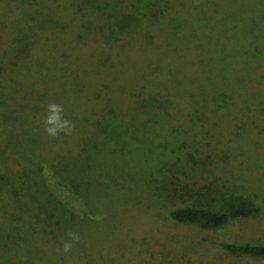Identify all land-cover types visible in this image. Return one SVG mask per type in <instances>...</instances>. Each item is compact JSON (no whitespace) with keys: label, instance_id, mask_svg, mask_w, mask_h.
<instances>
[{"label":"rangeland","instance_id":"obj_1","mask_svg":"<svg viewBox=\"0 0 264 264\" xmlns=\"http://www.w3.org/2000/svg\"><path fill=\"white\" fill-rule=\"evenodd\" d=\"M207 1L175 0L174 3L179 9L182 8L181 6H187L190 11L193 10L191 20L182 19L187 32L195 35L191 36V41L187 40L186 56L196 52L201 57L198 56L200 58L197 62H191L194 58L190 55L188 59L184 55V66L191 68L194 73L191 75L190 70L188 72L186 70L184 73L181 70H176L175 76L184 81L194 102L177 100L176 110L171 112L176 113L171 116L166 113L169 105L159 106L160 112L155 115V119H157L155 123L149 120L151 119L149 115L142 114L140 118L131 121L133 118L129 114H123L124 118L134 123V126L138 123L139 128L146 131L147 135L146 133H129L128 131L119 132V129H116L118 133H115L114 136L111 131L108 132L105 140L85 139L80 142L76 131L80 125L82 128L84 127L80 116L97 113L95 111L100 110L108 101L116 107L117 111L140 112L142 110V108L133 110V103L128 104L125 100L126 94L131 93L132 89L125 88L126 86L121 87L120 83L113 79L115 68L109 69L108 65L102 67L98 64H90V60L97 62V57L101 53L99 44H97L98 46L94 45V40L89 39L87 42L85 40L86 46L83 49L81 48L83 46L75 39V27L71 28L68 33L60 34L53 33L48 28L50 21L68 23L75 17L73 10L76 6L75 1L0 0V252L5 245L3 253L6 251L7 258H2L4 264H53L54 262L62 263L60 257L64 261L67 258L65 250L58 254L53 252V242L46 238L47 219L43 190L42 185L36 183L37 166L40 164H47L51 167V171L57 177L72 181L73 192L92 212L99 207L106 208L112 205L123 206L125 210H129L128 213L125 210L121 212L122 218L118 222L120 226L117 235L106 241L100 240L101 235L97 236L99 232L92 233L93 229L91 230L89 227L91 224L87 223V219L76 221L75 230L82 233L78 237L81 245L77 246L76 241H71L72 248L68 249V252H79L81 249L87 251L89 248L94 259H98L96 257L100 254H107L112 258L110 262L135 264L143 258V256L139 258L138 251L132 248L135 239L146 236V239H149V245L152 241L157 240L156 238L166 244L167 238L181 235L186 238H181L182 242L177 244V249L171 252V256L180 254L185 247L183 244L186 243L192 253L189 255L188 264H264V261L234 259L219 247L220 243L254 242L264 244V201L259 202L263 208V215L260 219L239 221L222 231L205 232L197 228L182 226H171L169 230L167 228L160 230L162 227L156 226L158 218L155 217V214L157 211L144 210L150 202L147 195L130 187L135 185L138 179L144 181V177L142 179L140 176L141 173L130 168L134 164L132 160H148V164L152 167L149 169L154 170L153 173H157L156 168L159 164L167 160L171 161L174 157L184 159L191 151L192 143L194 144L196 140H198L196 142L199 143L201 152L205 156H212L213 163H215L212 167L215 169L212 167L211 169L215 171L214 175L220 177V182H224L226 178L231 179L222 170L221 158L227 155V148L234 149L237 155H240L238 153L243 154L235 160L230 158L231 167L236 168V174L241 171L243 159L252 158L251 156L254 157L255 154L262 156L264 153L263 147L256 148V146H261V143L264 144V0ZM158 24L151 28L158 39L156 47L149 49V47L137 43L135 44L136 48L131 49L135 51L130 53L127 48H114L113 51L106 52V55L108 53L112 55L109 61L115 64L131 63L135 65V69L140 71L145 70L144 64L161 61L160 67L166 70V66H170L173 61L172 56L166 52L164 55L161 54L162 49L169 50L175 47V43L171 42L174 26L172 21L167 20H161ZM50 26L54 27L53 24ZM39 28L40 31L43 30V33L37 31L35 35ZM204 35L208 36L207 39ZM20 38L24 39L25 44L39 40L37 49L32 50V53L43 62L53 64L60 62L65 65L82 61L85 63L83 69L88 71H91L92 66L102 67L103 69L100 68L97 71L99 75L95 78L91 77L90 81H93L94 87L104 88L105 86V91L100 89L101 91H98L95 97L92 94L88 95L89 90L87 89L92 87L90 84V87L84 91L75 94L71 92L68 99L61 101L63 95L58 91L57 93L53 92L54 81L44 79L39 85L40 76L33 71L32 64L29 65L26 60L20 65L19 62L23 55L21 53L23 49L21 46H17V40ZM128 56L131 57V60H127ZM64 59H66L65 63H63ZM91 72L96 73V70ZM129 76H132L130 81L134 79V74ZM37 84L39 88L35 87ZM6 85L10 95L13 93L15 97H19V103L24 102L23 91L33 89L32 99L27 97L28 103L32 101L33 104V101L37 103L38 100H41L44 104H48V102L60 104L63 108V117L69 120L73 126L68 138H58V135H65L63 133L49 137L44 132L42 122L35 127V136L32 135L30 138L28 128L22 122H15L12 119V110L15 104L8 97ZM12 86L18 87L20 92L16 93ZM147 86L149 93L165 92L156 89L152 83ZM243 86L245 88L252 87V92H250L252 96L245 97L240 101V104L247 105L249 99H256V103L259 105L257 104L254 108L258 110V116H256L257 119H254L255 124H252L253 119H251L244 124L233 122L231 125L228 120L238 114V106L233 108L231 105L232 98L238 93V88ZM215 87H220L224 91L225 97L227 95L228 109L226 108L227 110L223 112V115L228 119L227 125L225 122L221 125V120L226 119L224 116L221 118L218 116L213 121L218 126L207 123L210 119L207 110L203 103L198 102L203 101L207 89ZM216 91L214 90V94ZM207 95H211V91ZM148 105L152 104L147 103L145 107H149ZM229 105L230 107H228ZM241 109L244 110L242 107ZM245 115L247 116V113ZM248 118L250 119V116ZM243 119L241 120L243 121ZM229 127H232L229 130V135L232 133V138L223 141L227 138L225 135L230 129ZM163 130L172 131L179 137L186 136V139L190 141L163 139L165 136ZM221 132H223V139ZM251 133L253 136L249 140ZM159 145L162 146L161 149L157 148ZM54 148L56 151L62 150L66 155L74 152L75 166L69 157L56 155ZM171 150H174L173 153ZM260 163L262 166L255 168L258 172L255 175L259 182L253 180L251 177L253 174H249L251 176L245 178L246 176L242 172L239 173V177L236 175L235 179H231V181L238 186L248 184L249 188L254 187L264 192V172H261L264 171V157L261 158ZM30 166L31 169H29ZM127 175L131 176L130 180L125 178L122 181L116 178L120 176L124 178ZM19 186L22 187V191L18 193V196H15L14 192ZM79 228L83 229L79 230ZM91 240L94 241L90 242ZM184 240L185 243H183ZM165 244H160L157 251L161 250ZM119 246L121 252L118 249ZM121 253L124 257L121 256ZM48 256H50L49 262ZM65 264L77 263L67 262Z\"/></svg>","mask_w":264,"mask_h":264},{"label":"trees","instance_id":"obj_2","mask_svg":"<svg viewBox=\"0 0 264 264\" xmlns=\"http://www.w3.org/2000/svg\"><path fill=\"white\" fill-rule=\"evenodd\" d=\"M73 1H75L76 4V9H73L76 16L69 20L68 23L50 21V25L53 24L54 27L49 25L48 28L50 31L52 30L53 33L60 34L63 32L68 33L71 28L75 27V39L79 44H81V46H83L81 47L83 49L89 39L94 40V45L99 44L101 53H99L97 57V62L90 60V64H98L102 67L108 65L109 69L115 68L114 70L116 71L113 79L120 83L121 87L126 86L125 88L132 89L131 93L129 92L126 94L127 96L125 97V100L128 104L133 103V110H140L142 108L140 112H131L130 110L128 112L117 111L116 107L108 101V103L100 110L95 111L97 113L88 115L83 114L80 116V120L82 121L84 127L82 128L80 125L76 129L78 141L83 142L85 139L102 141L105 140L107 133L110 131L115 136V133H118L116 132L118 131L116 129H119V132L128 131L129 133H146L147 135L146 131L139 128L137 125L138 123L134 126V123L131 121L140 118V116L144 114L149 115L151 119H149V117L147 118L151 122L155 123L157 121V119H155V115L160 112L158 109L159 106L169 105V109L166 113L171 116L176 113L171 112L176 110V104L178 101H181V99L194 102V99H192L188 93L189 88H186L184 85V81L175 76L176 70H181L183 73L186 70L187 72L190 70L189 72L191 75L194 73L191 68L189 69L186 65L184 66L183 62V59H185L184 57L186 56L185 47H187L188 41L192 40L191 36H195L187 32V28L184 27L185 22L183 20H191L193 18V10L190 11L187 6H181L182 8L179 9V7L174 4L175 0H173L174 2L172 0ZM161 20L172 21L174 26L172 31L173 35H171V42L175 43V47L170 48L169 50L162 49L161 54L164 55V52H166L172 56L171 58L173 61L170 66H166V70L163 67H160L161 61H158L157 63L144 64V71L135 69V65L131 63L115 64L109 61L112 55L110 53L106 55V52H111L114 48H127L130 53L135 51L131 49H135V44L137 43L143 44L149 47V49L156 47V41L158 39L151 28L161 22ZM37 31H40V28L36 30L35 35ZM40 33H43V30H41ZM206 35L204 36L207 39L208 36ZM23 40V38L17 40V46H21V49H23L21 52L23 55L21 56V60L19 62L20 65L21 62L26 60L29 65L32 64L33 71L40 76V82H38L39 85L44 79H51L54 81L53 85L55 87H53V92L57 93L58 91L63 95L61 97V101L68 99L71 92L75 94L76 92L78 93L84 91L87 87H90V84L93 89L92 87L87 89L89 90L88 95L92 94L95 97L98 91H101L100 89H104L105 91V86L104 88L94 87L92 85L93 81H90L91 77L95 78L99 75L97 74V71L102 67L98 68L92 66L91 71L96 70V73H94L88 71L87 69H83L85 63L82 61L72 64L67 63L65 65H62L60 62L56 63L57 65L50 62H43L39 60L34 53H32V50L34 51L35 48L37 49V43L39 40L26 44ZM85 40L86 42H84ZM143 50L147 51L146 49ZM197 54L198 53L196 52H192V54H190L194 58L191 62H197V60L201 57ZM190 55L188 54L186 57L189 59ZM65 60L66 59L63 60V63H65ZM127 60H131V57L128 56ZM130 74H134V79L131 81L129 80L132 78V76H129ZM76 81H78V84L80 83V85L76 84ZM151 83L155 85L156 89L161 92H165L159 94L147 92V85H150ZM38 84L35 86L36 88H39L37 87ZM114 86L117 87L119 85ZM5 88L6 92L9 94L7 85ZM14 89L16 90V93L17 91L20 92L18 87L16 88L15 86V88L13 87V90ZM91 89L92 91H90ZM214 90H217L215 94ZM33 91V89L23 91V103H19V97H15L13 93L12 95H8L9 99L15 104L13 105L14 109L12 110L13 121L22 122L26 128H28L30 138L32 135L35 136V127L40 125L41 122L43 123L42 117L45 114V108L47 105L38 99L37 103L34 101L33 104L32 101L28 103L27 97L32 99ZM209 91H211V95L208 96L207 93ZM250 92H252V87L245 88L243 86L238 88V93L232 98L233 100L231 103L233 108L234 106H238V114L236 116L234 115L238 118L235 119L233 116V118H231L233 121L231 122V119L228 120L227 117L223 115V112L228 109L226 102L227 95L225 97V93L220 87L207 89L205 91V96H203V101H198L203 103L204 108L207 110L210 118L207 123L218 126L213 121H215V118L218 116L220 118L224 116L226 119L221 120V125L224 122L227 125V120L229 124H233V122L244 124L251 119H253L252 124H255L254 119H257L256 116H258V110L254 107L257 104L259 105V103H256V99H249L247 105H241L242 103L240 104V101L245 97H249V95L252 96ZM147 103L152 105L145 107L147 106ZM228 107H230V105ZM241 107L244 108V110L241 109ZM124 113L126 115L129 114L133 119H131V121L127 120L123 116ZM243 113H247V116ZM249 116L250 119L248 118ZM241 119H243V121ZM232 127H229L230 129L226 132V135L228 134V136L225 135V137H227L225 139H223V132H221L223 141H228L232 138V133L229 135V130H231ZM163 134L165 135L163 136V139L166 140L176 139V141H190L189 139H186V136L179 137L172 131L168 132L167 130H163ZM249 136L250 140L253 134L251 133ZM60 137L68 138V135H58V138ZM196 141H194V144L192 143V149L188 152L184 159L174 157L171 161L167 160L162 164H159L156 168L157 173H153L154 170L149 169L152 167L148 164V160H132L134 161V164H132L130 168H134L141 173L140 176H142V179L144 177V181L142 182L137 178V183L130 187H132L131 189L135 191H140L141 193L147 195L150 202L148 207L144 210L149 211L153 209L155 212L157 211V214H155V217L158 218L156 226L162 227L160 230H164L163 228H167L169 230V227L171 226H182L197 228L205 232H215L222 231L231 226L233 223L239 221L260 219L263 215V208L259 202L264 201L263 190H258L254 187L249 188L247 186L248 184L238 186L236 183H233L231 179L234 180L236 175L239 177V173L242 172V174L246 176L245 178L250 177L251 175L249 174H253V176H251L253 177V180L255 182H259L256 177L257 175H255L258 174L255 168H257V166H262L260 160L264 157V153L262 156L255 154V159L253 155L251 156L252 158L245 156L246 158L243 159L241 171L236 174V168L231 167L232 161L230 162V158L235 160L241 157L240 155L243 156V154L238 153L240 155H237L234 149L227 148V155L221 158L223 167L222 170L226 172L231 179L226 178L224 182H220V177L214 175L215 171L211 169V167L215 164L211 158L212 156H205L199 148V143ZM257 143L262 145L256 146V148H264L263 143ZM157 148L161 149L162 146L159 145ZM55 149L56 148H54V152L56 155L65 156V158L69 157V160H71L72 164L75 166L74 162L76 159L74 152H70L69 155H66V153L64 154L62 150L56 151ZM173 151L174 150H171V153H173ZM121 156L123 157V154H121ZM126 161L128 162V160ZM31 168L32 167L30 166L29 169ZM50 168L51 167L47 164H40L37 166L38 177L36 183L42 185L41 188L43 190L44 207L47 219L46 238L53 242V252L55 251L57 254L59 252H63L64 244L66 242L71 245L69 250L72 248L71 241H76L77 246L81 245L78 237L81 236L82 233L77 232L74 226L77 223L76 221L84 218L87 219V223L90 222L91 225L89 227L91 230L93 229L92 233L99 232L97 233V236L101 235V241H106L107 239L115 237L120 226V223L118 222L122 218L121 212L124 211L125 208L119 205H112L107 206L106 208L99 207L96 211L92 212L79 200L76 193L73 192L74 186L72 185V181H66L57 177L53 174ZM212 168L215 169V167ZM147 172L148 174H145ZM116 178H118V180H124L125 178L130 180L131 176L127 175V177L124 176V178L122 176ZM35 187L38 186L35 185ZM21 191L22 187L19 186L17 191L15 190L14 192L15 196H18V193H21ZM125 211L126 213L129 212V210ZM81 229L83 228H79V230ZM85 230L88 232L86 228ZM74 232H76V234H73ZM70 233L76 237L75 240L70 239ZM181 238H186V236L174 235L169 237V239L167 238L166 244L161 243L160 239L156 238L158 241H152L150 245L148 241L149 239L147 240L146 236L135 239L136 241L134 240L135 242L132 244V248L138 251L139 258L143 256L141 261H138V263L135 264H188L189 255L192 253H190L185 240L183 241V243H185L183 246L185 247H183L181 253L171 256V252L174 249H177V244L182 242ZM92 241L94 240H91L90 242ZM160 244H165V246H162V249L157 251ZM5 247L6 246L4 245L2 251L0 252V264H4L2 261L3 257L7 258L5 255L6 251L3 253ZM219 247L222 251L234 259L264 261V244L254 242L220 243ZM119 248L120 246L118 249ZM87 249V251L81 249L79 252L66 251L67 254L64 253L65 257L67 256L66 260L64 261V259L60 257L62 263L54 262L53 264H65L67 262L77 264H117L116 261L110 262L112 258L107 254H100V256L96 257L98 259H94L95 257L91 254L92 252L90 253L89 248ZM119 251L121 252L120 249ZM121 256H123V254ZM49 259L50 256L47 257L48 262Z\"/></svg>","mask_w":264,"mask_h":264},{"label":"clouds","instance_id":"obj_3","mask_svg":"<svg viewBox=\"0 0 264 264\" xmlns=\"http://www.w3.org/2000/svg\"><path fill=\"white\" fill-rule=\"evenodd\" d=\"M44 132L49 137H55L60 133L65 135L71 134L73 126L71 122L63 117V108L60 104L50 102L46 105L43 118ZM70 239L75 240L76 237L70 234ZM70 243L64 244V250L68 251Z\"/></svg>","mask_w":264,"mask_h":264}]
</instances>
